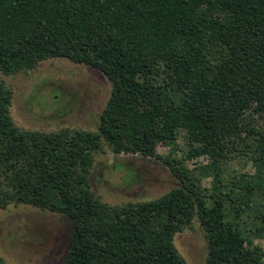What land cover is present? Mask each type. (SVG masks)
Here are the masks:
<instances>
[{"label": "trees", "instance_id": "16d2710c", "mask_svg": "<svg viewBox=\"0 0 264 264\" xmlns=\"http://www.w3.org/2000/svg\"><path fill=\"white\" fill-rule=\"evenodd\" d=\"M50 58L101 71L110 95L96 130H24L0 79V209L67 216L62 264H187L174 237L195 218L204 264H264V0H0V73ZM180 134L206 163L156 154ZM104 145L163 159L178 185L108 204L90 183ZM237 156L254 171L228 172Z\"/></svg>", "mask_w": 264, "mask_h": 264}, {"label": "rangeland", "instance_id": "374dc122", "mask_svg": "<svg viewBox=\"0 0 264 264\" xmlns=\"http://www.w3.org/2000/svg\"><path fill=\"white\" fill-rule=\"evenodd\" d=\"M0 79L13 92L10 114L24 130H96L111 91V82L101 71L66 58L43 60L27 72L0 73ZM176 143L179 149L175 151L159 144L155 152L162 158L181 160L190 170L207 162L205 156H187L183 134ZM225 167L230 173L254 171L242 156L232 158ZM90 183L103 201L120 205L158 198L177 186L178 180L161 158L113 155L104 145L95 155ZM203 184L209 187L210 179L205 178ZM71 231L72 221L63 214L9 204L0 209V258L6 264H62ZM174 243L187 264H204L207 242L196 218L175 235ZM254 243L264 250V237Z\"/></svg>", "mask_w": 264, "mask_h": 264}]
</instances>
